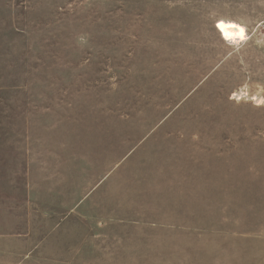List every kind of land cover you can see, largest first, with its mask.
Instances as JSON below:
<instances>
[{
    "label": "rangeland",
    "instance_id": "rangeland-1",
    "mask_svg": "<svg viewBox=\"0 0 264 264\" xmlns=\"http://www.w3.org/2000/svg\"><path fill=\"white\" fill-rule=\"evenodd\" d=\"M0 264H264V0H0Z\"/></svg>",
    "mask_w": 264,
    "mask_h": 264
},
{
    "label": "bare ground",
    "instance_id": "bare-ground-1",
    "mask_svg": "<svg viewBox=\"0 0 264 264\" xmlns=\"http://www.w3.org/2000/svg\"><path fill=\"white\" fill-rule=\"evenodd\" d=\"M223 21L226 25V31L228 32V35L231 37V39H226L224 36V32H222L218 27H217V23ZM230 24H235L236 28H228L227 25ZM215 28L220 36V38L228 43H233V42H238V41H242L246 38L247 33H246V28L243 24L234 21V20H228V19H220L215 23ZM241 29H243V33L241 34Z\"/></svg>",
    "mask_w": 264,
    "mask_h": 264
},
{
    "label": "snow or ice",
    "instance_id": "snow-or-ice-1",
    "mask_svg": "<svg viewBox=\"0 0 264 264\" xmlns=\"http://www.w3.org/2000/svg\"><path fill=\"white\" fill-rule=\"evenodd\" d=\"M217 27L222 31L224 32V36L226 39H231V37L228 35V32L225 30L226 29V25L223 21H220L217 23ZM228 28H236V25L235 24H230V25H227ZM241 31V34L243 33V29L240 30Z\"/></svg>",
    "mask_w": 264,
    "mask_h": 264
}]
</instances>
